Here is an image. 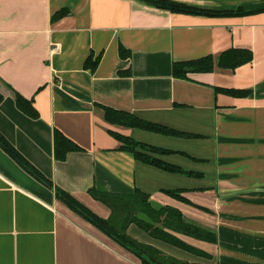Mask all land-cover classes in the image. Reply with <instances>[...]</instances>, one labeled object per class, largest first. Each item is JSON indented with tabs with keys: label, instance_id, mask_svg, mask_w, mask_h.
<instances>
[{
	"label": "crops",
	"instance_id": "0c3cea01",
	"mask_svg": "<svg viewBox=\"0 0 264 264\" xmlns=\"http://www.w3.org/2000/svg\"><path fill=\"white\" fill-rule=\"evenodd\" d=\"M175 1L241 7L246 14L176 13L144 0H0V134L54 186L102 218L111 209L90 189L122 196L141 191L154 209L175 208L216 237L210 242L170 230L205 257L129 224L130 236L168 256L188 264H264V0ZM62 8L69 14L52 20ZM230 48L249 49L253 58L234 70L215 66L186 79L172 74L174 62ZM98 56L93 71L84 67ZM220 88L249 94L235 97ZM13 92L32 101L38 118L18 109ZM105 106L191 136L109 123ZM55 129L82 150L56 160ZM110 131L161 148L146 153L200 175L143 163L121 150ZM0 264L141 262L0 147Z\"/></svg>",
	"mask_w": 264,
	"mask_h": 264
},
{
	"label": "trees",
	"instance_id": "16d2710c",
	"mask_svg": "<svg viewBox=\"0 0 264 264\" xmlns=\"http://www.w3.org/2000/svg\"><path fill=\"white\" fill-rule=\"evenodd\" d=\"M151 5L168 10L170 12L196 14L205 16H240L246 14L243 8L236 9H210L205 7L194 6L175 0H144ZM69 14L68 8H62L55 12L52 20H57ZM119 53L122 57L129 56V51L119 46ZM253 53L246 48H230L215 57L213 55H205L196 59L177 61L172 64V74L176 78L186 79L189 73H207L211 72L215 66L225 69H232L248 63L252 60ZM99 61V56L91 61L87 58L84 67L93 71ZM217 91L235 97H244L249 94L248 90L241 89H216ZM15 103L19 110L31 118H38V113L32 105L31 100H27L17 92H13ZM2 96L0 94V101ZM104 110L105 119L112 124H118L128 127H136L143 130L172 136H191L183 132L176 131L167 126L145 121L133 114L123 111L115 110L109 107H102ZM110 134L120 142V149L130 152L133 156L143 162L168 172L183 173L190 176H199L198 172L185 171L178 166L164 162L157 159L146 151L165 152V150L153 147L141 142H138L128 136L117 132L110 131ZM0 147L27 173L34 177L39 182L47 187L53 188L55 196L58 200L63 202L71 211L82 217L85 221L93 225L100 232L106 235L112 242L119 247L130 252L137 257L141 264H188L183 260L168 256L162 253L156 247L140 242L127 233L129 224L136 223L143 230H145L152 238L161 242L171 244L180 249L189 251L195 255L208 256L199 249L190 246L173 233L176 232L192 238L215 241L216 237L211 232H208L197 225L187 222L182 213L175 208L161 207L154 209L148 201V195L141 191H135L131 196L111 195L100 193L93 188L90 189L91 195L94 199L106 204L111 213L108 218H102L87 206L82 204L72 195L54 186L53 183L45 177L37 168L28 162L13 146L0 134ZM140 149V150H138ZM82 149L73 141L65 137L59 130L55 129L53 132V155L56 160H64L67 153L71 151H81ZM170 196L177 198L184 202H189L180 195L178 190L166 191ZM144 213L149 220L139 218L136 213Z\"/></svg>",
	"mask_w": 264,
	"mask_h": 264
}]
</instances>
